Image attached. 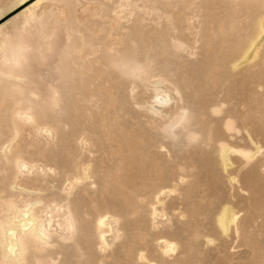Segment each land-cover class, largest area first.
Segmentation results:
<instances>
[{
    "label": "rangeland",
    "instance_id": "1",
    "mask_svg": "<svg viewBox=\"0 0 264 264\" xmlns=\"http://www.w3.org/2000/svg\"><path fill=\"white\" fill-rule=\"evenodd\" d=\"M6 1L10 0L0 3ZM57 4L29 30L45 36L42 56L29 58L15 71L6 68L14 77L0 71V218L11 201L21 207L35 201L62 205L73 200L69 204L78 216L77 234L52 238L43 253H52L50 264H264V171L258 172L263 193L253 196L251 190L233 189L228 174L214 161L217 141L234 133L225 118L234 111L246 112L248 118L255 106L254 88L243 78L248 65L232 70L227 63L255 34L264 0ZM85 6L92 7L89 14ZM8 31L15 32L14 25ZM37 40L33 34L29 42ZM143 69L188 96L184 118L169 125L152 123L155 117L145 109L152 101L150 86L135 77ZM15 84L22 92H12ZM45 87L57 89L56 108L43 102ZM26 101L42 109L53 134L27 131L23 139L16 133L11 115ZM209 129L215 137L211 143ZM16 142L19 148L9 152L8 145ZM14 154L42 163L49 171L16 176ZM84 166H89L90 177L67 190ZM245 170L242 178L251 172ZM15 183L20 186L14 188ZM22 184L29 189L21 190ZM171 189L175 191L162 205L163 221L156 225L152 210L157 197ZM255 200L262 202L261 210L254 213L247 232L222 234L215 221L223 205L233 206L244 219L254 211ZM107 211L119 219L121 236L102 250L95 227ZM159 238L172 240L175 250L164 253ZM30 256L25 263L8 264H30Z\"/></svg>",
    "mask_w": 264,
    "mask_h": 264
},
{
    "label": "bare ground",
    "instance_id": "2",
    "mask_svg": "<svg viewBox=\"0 0 264 264\" xmlns=\"http://www.w3.org/2000/svg\"><path fill=\"white\" fill-rule=\"evenodd\" d=\"M5 3H0V71L3 72L6 68L15 71L16 66H22L29 60V58H35L37 55L42 56L41 49L45 45V36L43 33L29 30H31L35 23L37 24V22L41 19L43 12L59 6V4H57L58 0H10L6 4ZM91 8L92 7L90 6H85L84 13L89 14L91 12ZM58 9L62 10L63 8L59 7ZM15 11L18 12L9 19H6ZM3 20L5 21L2 22ZM118 20L116 18L115 22ZM12 25H14L15 30L13 33L8 31V27ZM33 34L38 36V43L29 42L30 37L33 36ZM110 47L111 46H108V48ZM236 54L237 57L235 59H227L228 68L234 70L243 64L248 65L246 66L248 67L249 72L247 70L248 74H245L243 78L248 86H252V88H254L253 91H251L253 93V97L251 99H253L252 101L255 106L250 108L252 109V114L248 118L246 112L242 113L235 111L230 113V115L225 118L228 129L234 133H225L226 137L223 136L222 139L218 141L216 140L217 144L215 145L214 150V153H216V159L214 158V161H216L217 167L228 174V181L233 189L237 188L242 191L251 190L254 192V196L256 195L255 193L259 194V191L263 188L258 186V172L264 171V14L260 16L256 22L255 34L245 41L244 46L236 50ZM223 64L226 65L225 62ZM9 66L12 67L10 68ZM217 69L218 68H216V70ZM139 72L135 74L136 79L142 80L143 85L146 87L149 85V89H151L152 96L150 97L152 101L145 104V109L146 112L155 117V120L152 121V123L157 121L160 125H169V123L180 117L184 118L186 113L185 111L182 112V110L185 107V101H187L188 96L184 94L178 86L172 84L170 81L161 76H156V78H154L148 70L144 69L140 73ZM5 73L9 77L15 76L12 71H5ZM53 87L43 88L42 98L43 102L46 101L48 105L51 107L55 106L54 108H56L59 100L57 89H54ZM19 91H21L20 85L15 84L12 92L18 93ZM26 102V105L17 108V111L11 115L16 133L20 134L23 139L27 138V131H30V133L34 131H37L38 133V131H41V134L45 135L48 133L53 134V128L45 124L43 121L44 114L42 109L33 104L35 101L32 103H28V101ZM36 102H38V100ZM39 105H41V103ZM201 120L202 118H199L198 121L201 122ZM214 121L215 120H213V122ZM236 122H238V125H235ZM211 131L212 130L209 129V132L207 133L208 143L213 142V139H215V137L211 134ZM242 132L244 135H241ZM232 135H235L234 138H232ZM214 144L215 143H213V145ZM18 145L19 144L17 142L15 144L8 145L10 146L9 152L11 148L17 150L19 148ZM8 155L9 154L6 150L5 156L7 158ZM13 161L14 175L16 176L23 174L34 175L48 170L46 165L42 163L38 164L34 161V163H31V160L29 162L20 156H16L15 154L13 155ZM245 169H250L251 172L249 174L245 172V177L242 178L241 173ZM154 172H158L157 166L154 167ZM89 177V166H84L83 168L78 169V175L75 176V179H71L72 181L68 182L67 190H69L74 183H81ZM67 178H69V176ZM19 186L20 184L18 183L13 185L14 188H18ZM23 186L24 188L20 189L26 191V186ZM261 186H263V183ZM174 191L175 189L167 191L164 190L157 197V205L154 206L152 210V216L156 225L163 221L162 214L164 212L162 205L164 200L169 193ZM28 193L30 192L28 191ZM68 194L72 193L68 192ZM260 194L259 196H261ZM258 200H255L256 202L253 205L249 201L250 205H252L251 208H253L251 210L254 211L244 219H240L238 215L240 211H236L233 206L225 203L219 211L215 221L222 234L230 235L231 231H234L235 234L239 232L246 233L249 222H252V218L255 217L254 213L261 210L260 204L262 202H258ZM35 202L36 203L34 204L31 203L33 205H30L27 202L28 204L24 206L21 205V207H18V205L14 204L12 201L7 202L8 204L6 205L3 216L0 218V264H8L10 261L25 263L26 260H28V258H26L27 255H31L30 257L34 258L29 260L30 264H50L53 258L52 253L51 255H43V253L50 243H52V238L57 237L59 239L61 237L63 239H69L77 234V225L79 224L77 218L78 216H76V213L73 210L74 207H71L69 204L70 202L73 203V200L70 202L65 201L67 203L62 205L59 203H46L47 205H40V200L39 204L37 203L38 201ZM263 205L264 204H262V206ZM75 210L77 211V209ZM101 210L103 211V208ZM104 211L106 213V210ZM118 224L119 219L114 216V214H108V211L107 214H102L98 218L95 228L97 229L99 236L98 245H100L102 250L110 247L114 241L121 236ZM158 240L160 248L163 249L162 251L164 253H169L175 250L176 244L172 240H169L168 238H159ZM139 258L140 261L146 259L145 255L142 253Z\"/></svg>",
    "mask_w": 264,
    "mask_h": 264
}]
</instances>
